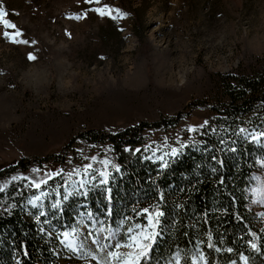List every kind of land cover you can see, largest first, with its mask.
<instances>
[{
  "label": "rangeland",
  "instance_id": "rangeland-1",
  "mask_svg": "<svg viewBox=\"0 0 264 264\" xmlns=\"http://www.w3.org/2000/svg\"><path fill=\"white\" fill-rule=\"evenodd\" d=\"M107 2L130 15L112 21L89 12L86 19L73 20L69 17L87 7L77 0H0L7 18L23 32L20 39L29 41L14 44L0 28V170L25 157L51 154L61 159L40 169L71 171L92 163L84 157L93 155H106L115 163L113 151H107L110 144L94 147L78 136L88 130L114 134L170 118L195 100L220 103V75L264 61V0ZM29 52L37 56L35 61L28 60ZM213 116L211 109H195L176 127L147 130L146 144L159 149L156 156L168 153L179 147L178 140L186 144L195 139L203 129L199 126ZM190 126L198 130L188 132ZM31 169L0 177V184L13 175H32ZM262 173L264 168L257 177ZM120 174L113 173V191ZM62 182L61 177L49 181L46 191L53 192ZM57 199L53 192L40 206L48 205L50 215ZM86 199L95 203L97 217L105 219L106 201L97 188L65 202L68 210L77 208L71 227ZM250 199L264 227V203H254L252 194ZM118 204L115 198L116 211ZM121 218L117 215L108 224L115 227ZM71 258L73 264H85L77 255Z\"/></svg>",
  "mask_w": 264,
  "mask_h": 264
},
{
  "label": "trees",
  "instance_id": "trees-1",
  "mask_svg": "<svg viewBox=\"0 0 264 264\" xmlns=\"http://www.w3.org/2000/svg\"><path fill=\"white\" fill-rule=\"evenodd\" d=\"M257 62L254 68L219 76L223 90L220 103L209 105L195 100L170 118L141 123L114 134L88 130L78 136L94 147L110 144L114 149L115 163L121 166L119 186L113 191L114 199L119 201L117 209L120 212L118 214V210L114 209L112 218L115 220L117 215H133L131 207L137 201L141 206L155 202L158 189L166 194L169 217L175 215L176 204L184 205L183 209L178 210L176 227L170 228L158 245V253L164 256L169 254L170 249L192 248L195 239L199 238L205 241L201 247L209 253L210 264L213 261L215 264H229L230 260L243 264L238 256L241 252L249 258L248 264H264V227L250 202V188L254 183L252 178L261 169L258 161L264 159V147L249 143L243 135H235L240 127L250 132L264 130V61ZM195 109H211L214 116L208 126L197 133L195 139L186 143L189 146L181 150L179 156L160 155L164 156L169 167H161V160L144 159L142 152L133 156L123 151L125 147L143 148L147 143V130L176 127ZM221 138L224 144L220 143ZM192 141L196 142L195 146H192ZM230 147L238 150L230 152ZM213 156L223 160L224 166L220 167L212 159ZM60 159L52 154L46 157H25L0 170V177L31 168H42ZM214 167L216 172L212 171ZM220 179L224 180L223 185L218 183ZM24 183L13 182L0 193V264H73L71 252L60 245L55 235L49 236L48 232L75 225L72 214L77 208L73 205L68 210L65 206L58 220L48 215L46 218L51 221V227L43 223L45 217H41L38 222L36 217L39 212L28 204V199L37 192L24 189ZM12 204L16 207L11 208V214L5 212V208ZM79 207L81 211L86 209L97 213L95 203L90 199L82 201ZM105 208H102V214ZM205 211L207 217H203ZM236 215L240 220L234 218ZM197 217L203 218L198 220ZM168 222L171 224V220ZM191 224H196V228L189 227ZM41 228L45 231L41 232ZM249 230L261 238L257 241L260 247L258 252L250 249L246 243L251 239L248 236ZM208 233L212 234L213 242L221 249L232 247L236 251L215 253L207 249ZM25 251L27 256L23 254Z\"/></svg>",
  "mask_w": 264,
  "mask_h": 264
},
{
  "label": "snow or ice",
  "instance_id": "snow-or-ice-1",
  "mask_svg": "<svg viewBox=\"0 0 264 264\" xmlns=\"http://www.w3.org/2000/svg\"><path fill=\"white\" fill-rule=\"evenodd\" d=\"M77 2L83 3L87 7L85 10L73 14L69 19L84 20L88 17L89 12L101 19L107 18L112 21L123 20L130 15V13L121 8L114 7L107 0H77ZM8 16L9 13L0 5V28L3 29L2 34L4 38L9 39L14 44H28L29 41L27 39H20L23 36V32L11 19L7 18ZM32 43L35 44L36 41L33 40ZM27 58L30 61H35L37 56L29 52ZM207 126L208 121H204L199 128L202 129ZM187 130L188 132H196L198 129L190 126ZM212 131L215 132L216 129H212ZM235 135H243V138L249 143H255L260 147H264V130H253L250 132L247 128L240 127L235 132ZM177 143L179 147H171L170 153H165V155L177 157L180 155L181 150L189 146L179 140ZM220 143H225L223 138H221ZM191 144L195 146L196 142L192 141ZM237 150L236 147L228 148V151L233 153ZM77 151L83 155L82 150L78 149ZM107 151H114V149L108 148ZM123 151L133 156L142 151L145 153L151 151L152 156H144L143 158L151 160L155 157L163 161L161 167H169L168 162L164 161V156H156V152L159 149L152 148L151 145L145 144L143 148L125 147ZM84 159L91 160L92 163H85L81 167L73 168L67 172L63 168L55 170L49 168L47 171L40 168H32V175H24L22 173L13 175L10 181L0 184V193L5 191L6 186L10 182L25 181L26 183L23 184L24 189L34 190V193L39 192V195L33 194L28 199V204L39 212L36 220L40 222L41 217H45L43 223L51 227V221L46 218L49 215L46 210L48 205L41 207L40 203L42 200L47 199L53 192L56 196L60 197V199L55 200L50 205L51 209H53L50 215L53 219L58 220L60 218L59 214L64 212L65 202H68L70 198L87 197L89 192L100 188L106 201V208L103 213L105 216L104 220L99 219L95 212L85 209L77 213L80 219L76 226L64 227L63 230L53 229V231L48 232L49 236L55 235L61 246L84 260L85 264H88L89 260L95 261V264H210L209 253L201 247L205 245V241L199 238L195 239V243H193L190 249L177 248L175 251H171L170 249L167 256H164L163 253H158V245L165 233L177 225L176 217L179 215L178 210L184 208L183 204H176L174 207L175 215L169 217L166 211V194L163 190L158 189L154 197L155 202L149 203L147 206H141L139 201L134 203L131 207L133 215H124L120 220L115 222V227L108 224V220L114 215V208L112 207L114 196L113 188L111 187L113 173H120L121 166L114 163L106 155L103 158L93 155L91 157H84ZM212 159L220 167L224 166L223 160L217 159L216 156H213ZM97 163L100 165L99 168L95 167ZM258 163H260L261 168H264V159L258 161ZM212 171L216 172L217 169L214 167ZM57 177H61L63 182L58 184L53 189V192L46 191L49 181H53ZM252 179L254 186L250 188V192L253 202L264 203V173L258 177L254 176ZM218 183L223 185L224 180L220 179ZM59 188L64 189L63 193L58 191ZM180 191H183V189ZM14 207H16L15 204L9 205L8 208H5V212L11 214L10 210ZM225 213L227 214V210H225ZM207 215L208 213L205 211L203 217H207ZM203 217H197V219L199 220ZM234 218L240 220L238 215ZM169 220H171V224H169ZM204 222L207 223V220L205 219ZM89 225L96 227L89 230ZM196 226V224L189 225L192 229H195ZM40 231L44 232L45 230L41 228ZM184 235L187 236L188 233L185 232ZM248 236L251 237V239L246 241L249 248L257 252L260 251L257 241L261 238L258 237L256 232L250 230L248 231ZM221 243H223V240H221ZM206 248L215 253H221L222 251L233 253L236 251L232 247L226 249L218 247L213 242L211 233L207 235ZM23 254L25 256L28 255L27 251ZM238 256L243 264H248L249 258L246 255L241 252L238 253ZM213 264H215L214 261ZM229 264H237V261L230 260Z\"/></svg>",
  "mask_w": 264,
  "mask_h": 264
}]
</instances>
